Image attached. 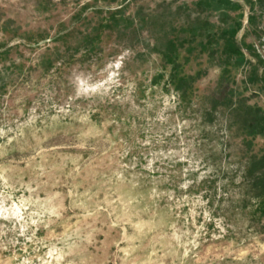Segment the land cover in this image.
I'll return each instance as SVG.
<instances>
[{"label": "rangeland", "instance_id": "obj_1", "mask_svg": "<svg viewBox=\"0 0 264 264\" xmlns=\"http://www.w3.org/2000/svg\"><path fill=\"white\" fill-rule=\"evenodd\" d=\"M231 1L0 0V264H264V0Z\"/></svg>", "mask_w": 264, "mask_h": 264}, {"label": "trees", "instance_id": "obj_2", "mask_svg": "<svg viewBox=\"0 0 264 264\" xmlns=\"http://www.w3.org/2000/svg\"><path fill=\"white\" fill-rule=\"evenodd\" d=\"M239 4L233 3L231 0H202L201 3L198 4V11L200 13L204 12L205 10L211 11H220L222 9H230L236 10L240 8ZM236 32L237 30L231 31H223L222 38L225 40L226 46L224 47L223 53L227 57V61L234 59L235 65L238 67H244L248 64V60L246 59L244 53L242 52L240 46L236 42ZM215 37V36H214ZM255 68H253L254 70ZM257 76L255 75L254 78L249 75L248 80L254 82ZM258 79V78H257ZM248 82V81H246ZM246 121L249 123V128L251 132L259 131V134L264 133V110L259 106H248L247 110L245 111ZM261 120V124L257 123ZM257 125H261L258 128ZM263 170L264 169V155L256 163L254 166V170ZM253 170V171H254ZM259 185H264V173H262L261 177L258 179Z\"/></svg>", "mask_w": 264, "mask_h": 264}]
</instances>
